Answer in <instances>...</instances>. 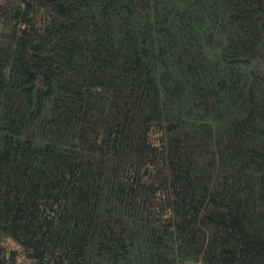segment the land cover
Listing matches in <instances>:
<instances>
[{
    "label": "trees",
    "instance_id": "16d2710c",
    "mask_svg": "<svg viewBox=\"0 0 264 264\" xmlns=\"http://www.w3.org/2000/svg\"><path fill=\"white\" fill-rule=\"evenodd\" d=\"M0 264H264V0H0Z\"/></svg>",
    "mask_w": 264,
    "mask_h": 264
}]
</instances>
